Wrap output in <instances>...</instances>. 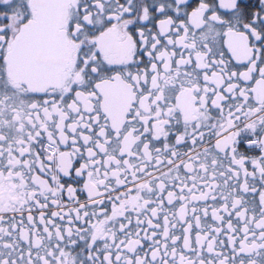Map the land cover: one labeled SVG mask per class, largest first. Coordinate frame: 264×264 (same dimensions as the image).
<instances>
[{"label":"snow or ice","instance_id":"obj_1","mask_svg":"<svg viewBox=\"0 0 264 264\" xmlns=\"http://www.w3.org/2000/svg\"><path fill=\"white\" fill-rule=\"evenodd\" d=\"M0 264H264V0H0Z\"/></svg>","mask_w":264,"mask_h":264}]
</instances>
